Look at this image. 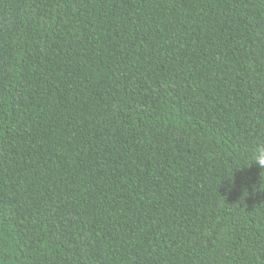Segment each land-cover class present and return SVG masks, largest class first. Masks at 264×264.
<instances>
[{"label": "trees", "instance_id": "1", "mask_svg": "<svg viewBox=\"0 0 264 264\" xmlns=\"http://www.w3.org/2000/svg\"><path fill=\"white\" fill-rule=\"evenodd\" d=\"M257 144L264 0H0V264H264Z\"/></svg>", "mask_w": 264, "mask_h": 264}, {"label": "clouds", "instance_id": "2", "mask_svg": "<svg viewBox=\"0 0 264 264\" xmlns=\"http://www.w3.org/2000/svg\"><path fill=\"white\" fill-rule=\"evenodd\" d=\"M251 159L253 163L264 169V144H257L251 153Z\"/></svg>", "mask_w": 264, "mask_h": 264}]
</instances>
